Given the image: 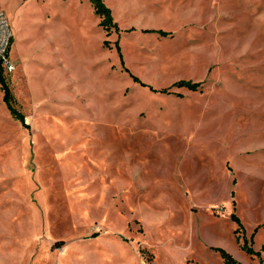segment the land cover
I'll list each match as a JSON object with an SVG mask.
<instances>
[{
	"label": "rangeland",
	"instance_id": "rangeland-1",
	"mask_svg": "<svg viewBox=\"0 0 264 264\" xmlns=\"http://www.w3.org/2000/svg\"><path fill=\"white\" fill-rule=\"evenodd\" d=\"M103 1L0 0V264H264V0Z\"/></svg>",
	"mask_w": 264,
	"mask_h": 264
},
{
	"label": "trees",
	"instance_id": "trees-1",
	"mask_svg": "<svg viewBox=\"0 0 264 264\" xmlns=\"http://www.w3.org/2000/svg\"><path fill=\"white\" fill-rule=\"evenodd\" d=\"M90 3L93 6L95 14H97L100 17L99 25H101L107 32L109 33V30L113 27L114 30L118 29V26L116 22L113 20L112 12L109 6L106 5V3L103 0H89ZM145 31H157L160 34H167L168 31L162 30V29H144ZM116 45V51L119 54L120 59L121 57V52H120V46L118 42H115ZM122 60V59H121ZM122 62V61H121ZM134 81L140 82L141 84L145 85L140 79L135 76L131 75ZM200 82H195L190 79H179L171 84V86H186L188 88L195 89ZM149 88L152 89V87L149 86ZM0 89L2 91V99L9 109L10 113L18 120H20L24 124V116L23 114L12 104V96L10 92V88L7 84V81L3 75V66L0 62ZM164 89H160V91H164ZM27 126V125H25ZM231 219L236 223V228L234 229V232L236 233V240L239 239V231L242 228V223L240 221V218L235 214L231 213L230 215ZM221 257L222 261L224 264H244L240 260L236 259L230 252L225 250L222 247L216 246L212 247ZM241 248L248 254H255L259 258V264H262L263 258L260 255L259 250L253 249L251 246L247 244V240L244 237L243 242L241 244Z\"/></svg>",
	"mask_w": 264,
	"mask_h": 264
},
{
	"label": "built area",
	"instance_id": "built-area-1",
	"mask_svg": "<svg viewBox=\"0 0 264 264\" xmlns=\"http://www.w3.org/2000/svg\"><path fill=\"white\" fill-rule=\"evenodd\" d=\"M11 39V30L5 10L0 4V62L6 71L13 69V63L9 58L8 50Z\"/></svg>",
	"mask_w": 264,
	"mask_h": 264
}]
</instances>
